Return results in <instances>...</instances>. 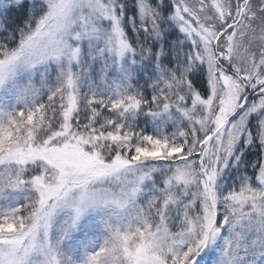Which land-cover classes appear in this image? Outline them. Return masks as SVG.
Instances as JSON below:
<instances>
[{"label": "snow or ice", "instance_id": "obj_1", "mask_svg": "<svg viewBox=\"0 0 264 264\" xmlns=\"http://www.w3.org/2000/svg\"><path fill=\"white\" fill-rule=\"evenodd\" d=\"M0 264H264V0H0Z\"/></svg>", "mask_w": 264, "mask_h": 264}, {"label": "rangeland", "instance_id": "obj_2", "mask_svg": "<svg viewBox=\"0 0 264 264\" xmlns=\"http://www.w3.org/2000/svg\"><path fill=\"white\" fill-rule=\"evenodd\" d=\"M141 127H143V124H141ZM149 132H151V128L149 127L148 129H147Z\"/></svg>", "mask_w": 264, "mask_h": 264}]
</instances>
